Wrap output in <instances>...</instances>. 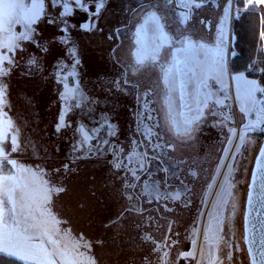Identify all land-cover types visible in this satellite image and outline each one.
<instances>
[{
    "label": "rangeland",
    "instance_id": "rangeland-1",
    "mask_svg": "<svg viewBox=\"0 0 264 264\" xmlns=\"http://www.w3.org/2000/svg\"><path fill=\"white\" fill-rule=\"evenodd\" d=\"M198 3L195 7L191 0H103L99 17H93L96 24L92 31L80 28L88 13L70 4L73 14L65 17L69 27L62 32L58 14L63 8L51 7L46 0L45 11L57 23L49 24L45 18L35 27L37 39L47 51L20 41L23 51H16L15 66L3 77L7 85L4 110L20 130L21 147L11 158L37 173L42 169V179L49 186L65 187L59 195L53 194L47 205L60 223L57 226L49 217L45 228L50 234L59 228L56 239L62 246L74 251L77 243L81 245L83 255L76 257L78 264H209L213 254L223 264H250L244 243V214L264 124L255 130L246 126L256 123L258 110L264 108V92L255 93V110L242 108L246 107L247 82L263 88L248 74L264 72L259 50L264 5L254 6L260 18L259 34L247 73L230 68L237 53L234 22L250 8L247 0ZM25 4L31 7L29 0ZM88 7L94 11L96 5L89 3ZM152 12L159 16L168 42L161 49L158 64L146 62L136 71L133 53L141 44L147 49L153 46L151 30L138 35ZM24 30L21 25L13 26L17 35ZM6 35L0 34V41ZM61 36H67L69 44H62ZM185 40L196 46L188 55L203 65L200 74L207 81L203 91L210 92L213 101H223L222 107L214 108L215 115L204 110V118L190 138L168 131L161 71V65H169ZM200 45L219 49L216 63L206 60ZM73 46L75 52L70 55ZM32 58L35 65L28 63ZM196 87L189 83L187 92ZM74 90L76 99L66 103L62 95H72ZM178 96L174 94L177 104ZM62 111L65 126L57 132ZM225 116L230 119L225 120ZM231 129H235L234 135ZM241 135L245 136L243 141ZM5 147L10 149V144ZM133 170L137 180H133ZM25 178L42 202L41 177L29 174ZM126 181L135 183L136 188H125ZM145 182L163 196L179 193L180 199L149 204L145 202L149 197L134 198L132 203L147 211L142 216L124 212L130 206L126 195L139 194ZM222 199L229 201L222 213L227 219L217 225V238L213 239L208 228L220 212ZM84 245H90L91 250ZM158 245L160 251H153ZM184 252L195 253L196 258H180ZM228 252L232 253L230 261L226 259Z\"/></svg>",
    "mask_w": 264,
    "mask_h": 264
},
{
    "label": "snow or ice",
    "instance_id": "snow-or-ice-1",
    "mask_svg": "<svg viewBox=\"0 0 264 264\" xmlns=\"http://www.w3.org/2000/svg\"><path fill=\"white\" fill-rule=\"evenodd\" d=\"M31 7H26L25 0H0V34H7L6 39L0 41V258L6 264H78L77 256L83 255L79 251L81 245L77 243L73 249H69L67 245H61V241L56 239L59 234V228L56 227L55 232L51 233L45 228L50 217L52 221L58 226L60 221L54 216H51V211L47 207L51 203L52 195H59L66 189L64 186L52 185L49 186L47 180H43L45 175L41 169L39 173L35 170L29 169L14 158H11L12 153H17L20 150V130L15 125V122L4 110L7 107V85L3 82V77L10 74L12 67L15 66V54L17 50L23 51L20 41L30 42L35 44L41 51H47L43 43L37 39L39 32L36 29L37 25L42 19L47 18V23L56 24L57 19L48 16L45 11L46 0H29ZM89 3L95 4V10L91 11L88 7ZM250 6L264 5V0H247ZM70 4L75 5L79 10L88 13V20L80 25L84 31H92L95 29L96 21L93 17L98 18L101 8L103 7V0H50L51 7L61 6L63 10L58 14L59 23L64 27L60 30L66 32L69 27V21L65 17L73 14ZM189 6V5H185ZM191 6L198 7V0H191ZM187 17L182 20L186 21ZM14 25H21L24 27V32L17 35L13 31ZM151 26V27H149ZM75 27V25H71ZM151 30L154 36L153 46L150 49L140 47L133 53L135 70L138 71L146 62L158 64L160 60L161 49L166 46L168 37L162 30L160 18L155 12L147 15L145 24L138 29V35L141 37ZM264 35V34H262ZM62 44H69L67 36L58 38ZM184 47L177 50L172 55V60L167 67L161 65L163 73L162 80L166 88L165 99V123L168 131L177 137L190 138L195 127L199 125L204 118L205 109L216 114L214 108L223 106V101L212 100L210 92H204L203 89L207 87L206 78L201 76L203 65L200 62L194 61L188 54L196 47L191 40H185ZM199 50L203 51L207 61L216 63V57L220 56L219 49L210 50L205 49L203 45L199 46ZM75 47L70 49V55H74ZM181 54L184 58L181 59ZM30 65H35L36 60L32 58L28 61ZM75 63H79L75 60ZM199 70V71H198ZM67 79V76L63 77ZM242 79V77H241ZM189 83L197 84L196 89L192 93L187 92V85ZM248 88L245 91L243 101L246 105L242 111L250 112L257 108V101L255 99L256 92H264V88H260L254 81L247 82ZM75 90L72 95L65 93L62 99L66 101L75 100ZM179 93L177 99L174 94ZM78 106V105H76ZM71 107V104H68ZM65 112L62 111L59 116V121L56 131L59 132L65 126L64 122ZM225 120L230 119L229 116L224 117ZM264 124V108L258 110L256 123H249L246 127L248 130H255L259 125ZM233 135L235 129L230 130ZM241 141L245 139L244 135L240 137ZM228 143H231L229 139ZM10 144V149H6L5 145ZM159 147V145H157ZM227 151V149H226ZM261 155L264 156V149L261 150ZM78 159V158H77ZM260 164V161H257ZM10 166V167H9ZM116 167H119L117 164ZM65 172L68 171V165H64ZM141 171L143 166L141 165ZM56 171H60L57 169ZM33 178L41 177L40 187L43 190L42 202L36 199L35 192L28 181L27 175ZM133 180H137L136 170L132 172ZM179 178V177H177ZM255 182V175L253 177ZM181 183H183L181 181ZM125 188H136L135 183L125 182ZM226 195L231 196V192L226 190ZM143 197H149L146 203H159L161 199L179 200L180 194L161 195L149 183L145 182L142 191L139 194H127L126 198L130 202V206L124 209V212H136L138 215H143L142 207L138 208L136 203H132L134 198L136 201ZM251 200V196H250ZM229 201L222 199L218 205L220 212L213 216V223L209 225L208 232L212 234V238H217V225H222L227 219L223 217L222 213L226 209ZM235 207V205H232ZM165 208L167 206L165 205ZM124 213L122 212L121 215ZM115 223V221H113ZM169 232L171 226L169 225ZM83 240V237L80 238ZM149 239V237H144ZM47 241V245L45 244ZM38 241V243H37ZM153 243H156L153 241ZM195 244V241H193ZM91 250L90 245H84ZM219 245L217 244V247ZM231 246L229 245V248ZM153 251H160L159 245ZM168 253L165 252L164 256ZM257 256L259 259H257ZM196 258L193 252H184L180 254V258ZM232 253L228 252L226 259L231 260ZM223 264V260L217 255L213 254L209 264ZM94 264V261L92 262ZM252 264H264V247L261 248L256 255L252 256Z\"/></svg>",
    "mask_w": 264,
    "mask_h": 264
},
{
    "label": "water",
    "instance_id": "water-1",
    "mask_svg": "<svg viewBox=\"0 0 264 264\" xmlns=\"http://www.w3.org/2000/svg\"><path fill=\"white\" fill-rule=\"evenodd\" d=\"M262 149H264V138L255 159L245 205L244 243L250 264H252V256L264 247V156L261 155ZM258 160L260 164L257 163ZM257 259H259L258 256Z\"/></svg>",
    "mask_w": 264,
    "mask_h": 264
},
{
    "label": "trees",
    "instance_id": "trees-1",
    "mask_svg": "<svg viewBox=\"0 0 264 264\" xmlns=\"http://www.w3.org/2000/svg\"><path fill=\"white\" fill-rule=\"evenodd\" d=\"M249 7L245 13H241L235 19L234 30L236 33L235 47L237 53L230 60V68L233 71H246L247 73L255 56V45L259 34L260 19L254 6ZM260 53L264 57V51H260ZM257 72H249L248 75L257 79L259 84L264 88V72ZM0 264H6L3 258H0ZM18 264H22V262H18Z\"/></svg>",
    "mask_w": 264,
    "mask_h": 264
},
{
    "label": "built area",
    "instance_id": "built-area-1",
    "mask_svg": "<svg viewBox=\"0 0 264 264\" xmlns=\"http://www.w3.org/2000/svg\"><path fill=\"white\" fill-rule=\"evenodd\" d=\"M261 33H260V41H259V50L264 51V22H262V27H261ZM264 59V57H262Z\"/></svg>",
    "mask_w": 264,
    "mask_h": 264
}]
</instances>
